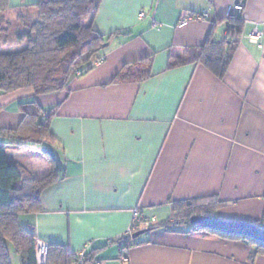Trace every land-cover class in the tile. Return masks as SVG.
I'll return each mask as SVG.
<instances>
[{
	"label": "crops",
	"instance_id": "obj_1",
	"mask_svg": "<svg viewBox=\"0 0 264 264\" xmlns=\"http://www.w3.org/2000/svg\"><path fill=\"white\" fill-rule=\"evenodd\" d=\"M4 1L11 20L40 2ZM237 5L239 44L217 77L196 57L209 40H225ZM92 28L105 38L99 65L36 98L44 114L52 110L62 179L19 226L57 255L86 251V264H121L124 247L126 264H264L253 245L167 226L178 206L207 202L214 219L264 229V0H103ZM254 32L261 36L250 40ZM147 61L149 78L113 83L125 66L140 75ZM32 97L0 93V129L17 128L20 103ZM5 156L35 179L53 169L34 152ZM134 209L156 225L127 237Z\"/></svg>",
	"mask_w": 264,
	"mask_h": 264
},
{
	"label": "trees",
	"instance_id": "obj_2",
	"mask_svg": "<svg viewBox=\"0 0 264 264\" xmlns=\"http://www.w3.org/2000/svg\"><path fill=\"white\" fill-rule=\"evenodd\" d=\"M102 1L40 0L33 16L28 11L10 21L4 15L5 1L0 0V93L22 89L33 92L31 99L20 103L22 117L18 127L0 129V264H10L8 245L18 255L20 264H35V237L31 228L24 230L19 226L18 217L38 212L42 192L62 179L51 157L42 152L43 149H52L60 156V146L49 128L52 110L44 119V110L37 105L36 98L62 91L74 70L100 60L97 55L105 44V38L92 28V22ZM227 21L234 29L228 28L225 40L220 43L209 40L198 50L196 57L217 77L224 75L241 36L239 18H228ZM11 41L23 48L2 53V45H11ZM184 62H189V59L169 64V67H177ZM146 66L147 69L138 76L125 66L113 83L149 78L148 61ZM13 150L34 152L45 157L53 166L51 173L35 179L19 165L9 164L5 153ZM185 206L177 207L175 219L167 226L189 224L193 231L253 245L257 254L264 255V244L252 238L208 230L191 223L192 217L213 218L215 206L207 202L200 205L187 202ZM57 254L56 249L49 247L48 264H67L72 258L63 251Z\"/></svg>",
	"mask_w": 264,
	"mask_h": 264
},
{
	"label": "built area",
	"instance_id": "obj_3",
	"mask_svg": "<svg viewBox=\"0 0 264 264\" xmlns=\"http://www.w3.org/2000/svg\"><path fill=\"white\" fill-rule=\"evenodd\" d=\"M242 8L241 6L237 5L234 10V14L229 17V19L238 18L241 14ZM207 17V13L203 12L198 19H204ZM231 29H234L232 25L229 26ZM261 36V33L254 32L249 35L250 40H255ZM102 60V59H101ZM99 60L96 65H99L101 62ZM79 75L80 73L77 72ZM132 220L131 224L127 230L126 236L132 237L134 233L137 232L139 228L151 229L156 225L155 218H146L143 216L142 211L139 209H134L132 211ZM48 253H49V245L43 241L35 240V249H34V257H35V264H48ZM119 262L121 264H126L128 262V248L124 247L121 250V256L119 258ZM87 263V255L86 251H81L72 257L67 264H86Z\"/></svg>",
	"mask_w": 264,
	"mask_h": 264
},
{
	"label": "water",
	"instance_id": "obj_4",
	"mask_svg": "<svg viewBox=\"0 0 264 264\" xmlns=\"http://www.w3.org/2000/svg\"><path fill=\"white\" fill-rule=\"evenodd\" d=\"M42 152L51 157L58 171L62 170L60 156L55 150L43 149ZM191 223L208 230H216L227 234L252 238L264 244V229L252 224L241 222H224L210 217H192Z\"/></svg>",
	"mask_w": 264,
	"mask_h": 264
},
{
	"label": "rangeland",
	"instance_id": "obj_5",
	"mask_svg": "<svg viewBox=\"0 0 264 264\" xmlns=\"http://www.w3.org/2000/svg\"><path fill=\"white\" fill-rule=\"evenodd\" d=\"M26 13V12H25ZM29 13L32 14V16L34 15V13H36V10L35 9H31V11H29ZM5 15V18L10 20L11 21V13L9 14H4ZM22 46H19L18 43L14 42V41H11V45L10 43H6V44H3L2 45V50L1 52L2 53H8V52H16L18 50L21 49ZM23 48V47H22ZM74 73H72V76H76L78 75L76 70L73 71ZM79 73V72H78ZM80 75V74H79ZM50 115L49 114H43V118L44 119H47ZM194 207V206H192ZM186 209V208H185ZM8 253H9V259H10V264H20V261H19V258H18V255L15 254L13 248L11 245H8Z\"/></svg>",
	"mask_w": 264,
	"mask_h": 264
}]
</instances>
